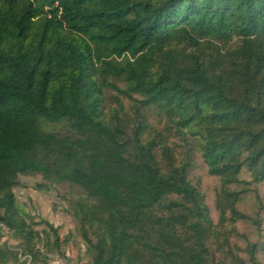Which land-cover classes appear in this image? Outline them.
Here are the masks:
<instances>
[{
    "label": "trees",
    "instance_id": "trees-1",
    "mask_svg": "<svg viewBox=\"0 0 264 264\" xmlns=\"http://www.w3.org/2000/svg\"><path fill=\"white\" fill-rule=\"evenodd\" d=\"M20 176L66 264H264V0H0V223L48 264Z\"/></svg>",
    "mask_w": 264,
    "mask_h": 264
},
{
    "label": "rangeland",
    "instance_id": "rangeland-1",
    "mask_svg": "<svg viewBox=\"0 0 264 264\" xmlns=\"http://www.w3.org/2000/svg\"><path fill=\"white\" fill-rule=\"evenodd\" d=\"M42 128L47 131H53L57 129L56 125H51L48 123H42ZM13 193L16 200V208L20 216L25 219L28 224L34 223L38 225L48 222L58 230V234L62 241L70 234H73L71 241L68 243V245H66L68 248H65L62 253L47 246L45 241L38 245L37 249L42 254L48 251L47 258H49L50 262L66 264L67 257H70L71 255L74 257L79 252L86 251L87 246L83 240L77 236L72 218L69 217L65 212L64 202L56 198L53 193L49 191L47 185L44 187H38L36 181L33 178L20 176L17 180V186L13 189ZM33 228L38 232L47 230L44 225H34ZM14 232L15 231H10L7 227H4L1 230L0 248L6 246L5 248L8 249L6 245L7 242L14 254L19 253V255H21V260H24L23 258L25 255L19 252V250H22L26 255L37 259L35 256L27 252L21 238L16 237L14 239Z\"/></svg>",
    "mask_w": 264,
    "mask_h": 264
},
{
    "label": "built area",
    "instance_id": "built-area-1",
    "mask_svg": "<svg viewBox=\"0 0 264 264\" xmlns=\"http://www.w3.org/2000/svg\"><path fill=\"white\" fill-rule=\"evenodd\" d=\"M4 227H7L6 225H4V224H2V223H0V232H1V230L4 228ZM8 228V227H7ZM9 229V228H8ZM10 231H14V230H11V229H9ZM16 238V235H15V232H14V239ZM6 245H7V247H8V249L10 250V251H12L11 250V248L8 246V244H7V242H6ZM13 252V251H12ZM19 252H21L23 255H25V257L23 258L24 260H21V255H19V253H16L17 254V256H18V259L21 261V262H24V264H39L38 263V261H37V259H35V258H33L32 256H29V255H26L22 250H19ZM48 264H60V263H58V262H48Z\"/></svg>",
    "mask_w": 264,
    "mask_h": 264
}]
</instances>
